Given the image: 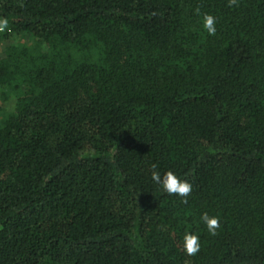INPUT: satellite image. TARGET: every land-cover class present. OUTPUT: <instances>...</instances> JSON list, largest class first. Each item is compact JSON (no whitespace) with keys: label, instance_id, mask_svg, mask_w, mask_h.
I'll list each match as a JSON object with an SVG mask.
<instances>
[{"label":"trees","instance_id":"obj_1","mask_svg":"<svg viewBox=\"0 0 264 264\" xmlns=\"http://www.w3.org/2000/svg\"><path fill=\"white\" fill-rule=\"evenodd\" d=\"M0 17V264H264V0H0Z\"/></svg>","mask_w":264,"mask_h":264},{"label":"clouds","instance_id":"obj_2","mask_svg":"<svg viewBox=\"0 0 264 264\" xmlns=\"http://www.w3.org/2000/svg\"><path fill=\"white\" fill-rule=\"evenodd\" d=\"M229 6L237 3V0H227ZM199 10H197L198 12ZM216 18L208 13L202 16V27L206 30L208 35H215L216 33ZM8 26L7 18L0 17V30H4ZM157 166L152 165L150 174L151 181L158 185L163 192L172 195L175 194L182 198V202H187L188 195L192 192V184L177 176L173 171L167 170L163 174L156 170ZM200 221L205 225L209 234L215 236L217 229L220 227L218 217L210 216L208 213H202ZM183 250L189 256L195 255L199 252L201 244L199 236L192 232H185L183 235Z\"/></svg>","mask_w":264,"mask_h":264},{"label":"rangeland","instance_id":"obj_3","mask_svg":"<svg viewBox=\"0 0 264 264\" xmlns=\"http://www.w3.org/2000/svg\"><path fill=\"white\" fill-rule=\"evenodd\" d=\"M2 101H1V98H0V103H1ZM11 102V101H10ZM12 106V104L11 103H9L7 106H6V108L8 107H11Z\"/></svg>","mask_w":264,"mask_h":264}]
</instances>
